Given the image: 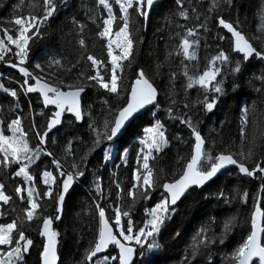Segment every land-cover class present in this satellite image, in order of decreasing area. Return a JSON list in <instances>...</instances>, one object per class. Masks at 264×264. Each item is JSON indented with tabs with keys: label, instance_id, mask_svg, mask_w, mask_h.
Returning a JSON list of instances; mask_svg holds the SVG:
<instances>
[{
	"label": "snow or ice",
	"instance_id": "obj_1",
	"mask_svg": "<svg viewBox=\"0 0 264 264\" xmlns=\"http://www.w3.org/2000/svg\"><path fill=\"white\" fill-rule=\"evenodd\" d=\"M158 2L95 0L86 17L98 29L96 36L106 42L107 62L92 54H87L86 58L81 54L63 74L46 71L40 63L34 65L38 71H29L25 65L30 55V44L35 43L34 37L43 35L48 22L61 7L68 5L69 0H31L26 16L16 14L9 21L15 26L14 34H10L8 27H0L3 32V37H0V61L12 53L17 62L10 66L18 68L24 78L21 91L25 96L38 94L36 103L42 104L40 111L35 112L29 100L28 112L25 113L18 91L0 84V89L12 98L13 104L7 110L11 115H0V170L12 178L15 196L21 205H26L18 211L13 195L6 194V185L0 183V217L15 216L11 222H0V264H26V256L34 247V239L30 235L33 230L43 238L40 264H57L60 232L54 224L62 220L66 198L77 182L88 178V157L99 149L104 166L119 159L127 167L129 149L121 138L143 111H148L154 122H149L150 126L143 129V135L137 141L139 148L135 153L136 167L132 171L131 188L126 191L120 181L112 179L106 191L103 177L98 172L91 173L92 201L98 220L94 237L79 264H160L165 245L159 241L168 224L179 215L180 204L197 191L203 196L215 183L214 178L228 171L230 166L245 177L259 180V191L264 193V129L249 138L246 132L250 123L249 107L244 105L241 109L239 145L222 139L219 143L217 139L209 140L201 134L197 113L181 110V105L183 110L201 105L203 112L211 113L220 97L227 94V79L231 78L233 90L240 89L244 65L253 60L264 65V26L260 35L249 37L244 33L241 27L243 21L238 17L226 19L223 13L225 9L232 8L233 0H208L204 11L199 9L204 6L205 0H196L195 4L192 0H174L176 8L170 13L166 43L173 39L178 43L166 52L163 61L157 63L152 76L140 68L134 80L130 84L125 83L124 73L126 68L132 67L140 33L146 30L151 12ZM113 4L118 5L119 15L114 12ZM23 6L24 0H20V7ZM0 7H3L2 2ZM261 20L264 21V12ZM189 21H193V26H188ZM71 24L79 36V47L86 51L84 32L87 25L75 18ZM213 29H223L231 34L227 38L229 48L217 45L214 54L207 60L206 68L200 73L198 50L202 39L206 49L211 47L207 38ZM215 39L224 41L226 36L217 31ZM173 55L182 57V71L178 74L169 64L168 88H160L154 76L162 74L161 69ZM52 65L63 67L61 61L55 59L49 62L48 67ZM72 69H77L75 75ZM178 75L187 81L182 86L183 96L180 99H177L180 94L175 87ZM256 80H259L260 86L255 87V92L264 97V72L254 76L249 83L254 86ZM193 88L202 92L190 101L188 90ZM89 90H93L100 102L99 116L95 114L93 104L89 103ZM101 90L103 96L100 95ZM161 93L169 101L163 106L167 118L178 119L190 129L194 138L190 156L180 158L178 173L171 178H165L150 164L170 144L165 123L158 116L162 108ZM37 116L44 120L38 122ZM260 120L264 121V112L260 113ZM80 123H87L89 131L88 140L81 141L86 144L85 152L74 150L71 140L60 153L48 150L46 146L50 139L51 143H56L49 136L54 129L59 131L58 126ZM31 139L36 140L34 147L30 146ZM41 156L50 157L52 167L45 166L42 173L30 171L33 165L39 169L37 161ZM115 166L120 167L119 164ZM15 178H21L22 184L17 183ZM41 182L44 185L42 190L36 186ZM111 185L117 189L115 199L118 203L113 209L114 216L109 215L106 209L112 196ZM161 189L159 202L146 210L142 226H137L133 218L135 205L141 200L152 199L153 194ZM125 194L132 198L130 203L125 202ZM237 197L239 203L246 204L249 192L245 190L242 195L237 193L231 197L223 189L216 192L217 200L226 205H231ZM253 199L250 232L242 235L230 253L222 252L217 246H226L228 236L237 227L235 215L225 220L218 234L211 226H202L195 232L190 238V247L185 249L183 264H216L214 257L217 254H220V264H264V206L261 199ZM42 200L52 205L53 214H45ZM174 235L178 238L181 233L176 231Z\"/></svg>",
	"mask_w": 264,
	"mask_h": 264
},
{
	"label": "trees",
	"instance_id": "obj_2",
	"mask_svg": "<svg viewBox=\"0 0 264 264\" xmlns=\"http://www.w3.org/2000/svg\"><path fill=\"white\" fill-rule=\"evenodd\" d=\"M0 2L3 3V7H0V27H8L10 29V34H14L15 26L10 24L9 21L13 20L16 14L26 16L28 13V5L31 0H24L23 7H20V0H0ZM192 2L195 4L196 0H192ZM207 2L208 0H205L204 6L199 9L200 11H204ZM94 5L95 0H69L66 7H61L56 15L48 22V26L43 30V35L39 38L34 37L35 43L30 44V55L25 67H28L29 71H38L34 69V65L40 63L46 68V71L63 74L65 69L69 68L71 64L75 63L77 59L80 58L81 54H83L85 58L87 54H92L97 58H103L105 62H107L106 42L100 40L96 36L98 29L86 17L88 9L94 7ZM175 8L176 4L174 0H166L154 8L146 30L140 33V43L135 46V59L132 61V67L126 68L125 70V83L130 84L140 68H143L146 73L152 76L157 63L163 61L166 52L178 43L176 39L166 43V38L170 31V13ZM114 9L116 14L119 15L118 5L114 4ZM262 12H264V0H233L232 8L230 10L225 9L223 14L228 20L238 17L243 21L241 27L244 33L249 37H253L260 35V29L264 26V21L261 20ZM73 18L87 25L84 32L87 45L86 51L81 49L78 45L79 36L76 34L71 24ZM187 23L188 26H193V21ZM217 31H219V34L226 36L224 41L215 39ZM0 32L3 33L2 31ZM230 35L231 34L227 33L226 30L213 29V32L207 38V42L211 47L207 49L204 47V40L202 39L200 51L198 53L200 73L206 68L207 60L210 59L211 54H214L217 45L223 49L229 48V41L227 38L230 37ZM53 59L61 61L63 67L52 65V67L49 68L48 64ZM181 59L182 57L173 55L170 61L165 63L161 69L162 74L154 76L155 83L160 88H168L169 64L172 70L176 71L178 74L181 73ZM16 61V58L13 57L12 59L7 58L2 62L1 66L5 65V67L0 71L4 75L0 78V84L18 82L17 91L20 97V104L25 111L27 110V106L24 101L27 99V96L23 94L20 87L24 78L21 73L17 72L18 70L16 71L10 66L11 63H15ZM87 63L90 64V62ZM262 72H264V65H261L259 61L253 60L245 64L243 74L240 78L241 88L233 90L231 78L227 79L225 81L227 94L220 97L216 108L211 113L203 112L201 110V105H196L191 110H183L181 105V110L182 112L190 111V114L192 112L197 113L196 118L200 121L199 128L201 134L209 140L217 139L219 143L222 139L223 141H231L239 145L241 109L244 105H247L249 109L251 105L255 108L254 111L250 113V123L246 130L249 138L252 134L258 135L259 132L264 129V121L260 120V113L264 112V97H261L255 92V87H259L260 82L256 80L254 86L249 83L254 76L258 77ZM76 73L77 69H72V74L75 75ZM90 74L94 73L90 72ZM217 79L219 80L220 77ZM186 82V79L182 75H178L175 87L180 95L177 99L183 96L182 86L185 85ZM30 83H34V81H30ZM200 92H202V90L198 88L189 89V100H195ZM0 93V97L4 98L5 95L1 89ZM95 95L93 90H89V99ZM37 96L38 94H30L28 100L37 104ZM5 98V104H8V107H12L11 100L7 97ZM200 98L202 99L203 97L201 96ZM160 99L162 101V108L158 116L161 121L165 123L167 128L166 134L169 137L170 144L164 152L157 155L155 161H150V164L153 165L156 170H159L165 178H171L173 174L178 173V161H180V158H188L190 156L191 145L194 143V138L191 136L190 129L186 125L181 124L178 119L173 121L167 118L163 111V106L169 103V101L165 98L163 93H161ZM222 100H225L224 102L227 103L224 105ZM37 106L35 112L40 111L42 104H38ZM100 107L101 105L95 111L97 116H99ZM25 113L27 112L25 111ZM224 113L228 115V119L224 117L227 116ZM36 118L38 122L44 120L43 117L37 116ZM221 118L227 122L224 123ZM85 119L87 120V117H85ZM150 121H153V117L147 112L139 116L128 128V132L131 130L129 133L127 132V137L130 141L124 144L125 147L129 149L127 167H125L123 163L120 164V160L117 159L115 163H113L112 169H107L103 166L102 153L99 149L88 157V178L83 180V182H77L74 190L71 191L66 198L62 220L56 221L54 224V228L60 232L58 243V254L61 258L60 264H79L83 258L85 249L89 246V242L94 237L98 214L95 212L94 203L92 201L91 181L93 177L91 173L98 172L103 177V184L106 191L109 189L112 179L120 181L126 191L130 189L132 184V171L136 167L135 153L139 148L138 142H131L134 139L138 140L140 136L143 135V129L150 126ZM25 123H27V121H25ZM222 123L225 124L223 128ZM81 125L82 127L72 140V146H82V148L76 150L78 153L86 151V144L81 141H87L89 135L87 123H81ZM67 126L68 124H64L59 130L63 131ZM131 132H133V134ZM217 134H219V136H217ZM122 142L124 143V137L122 138ZM116 164H119L120 167L117 168L115 166ZM259 185V180L245 177L241 175L237 169H232L231 171L221 174L215 180V183L212 184L211 188H208L204 192L203 196L197 191V193H194L188 200H185L184 203L179 206V215L174 218L173 222L168 224L167 228L163 231L162 239L159 241L165 245V250H163L160 257V264H174L175 262L173 261H176V264H183L185 249L186 247H190L189 241L195 232L202 226H211L218 234L222 231L225 220L235 215L237 227L239 226L237 233L234 234V232H232L228 236L226 246H217L222 249V252L230 253L232 248L241 240L242 235L246 236L250 232V218L254 209L253 198L259 199V197H261L262 206H264V193L259 191ZM218 189H223L225 194L229 197L236 196L237 193L242 195V192L246 190L249 192L248 201L246 204L239 203L237 197L231 205H226L222 201L217 200L216 192ZM116 191L117 189L115 186L111 185L112 196L106 204L107 213L112 216H114L113 209L118 203L115 199ZM160 192H162V189L155 192L152 199L147 201L141 200L135 205L133 218L137 226H142V221L146 218V210L159 202ZM13 194L14 192L12 195ZM124 200L126 203H130L132 198L125 194ZM41 204L45 214H53L52 205L50 203L47 202L46 204L48 209L44 208L43 201H41ZM121 206L123 207V205ZM210 222H212L211 225ZM176 231L181 233L178 238L174 235ZM32 234H35V236H31L34 239V247L26 256V264H40L39 254L42 251L41 241L43 238H41L35 230L30 232V235ZM214 259L216 264H220V254H217Z\"/></svg>",
	"mask_w": 264,
	"mask_h": 264
},
{
	"label": "rangeland",
	"instance_id": "obj_3",
	"mask_svg": "<svg viewBox=\"0 0 264 264\" xmlns=\"http://www.w3.org/2000/svg\"><path fill=\"white\" fill-rule=\"evenodd\" d=\"M114 9V7H113ZM115 12V10H114ZM116 13V12H115ZM114 31H115V26H114ZM0 37H3V33L0 32ZM200 49L198 50V53H199ZM14 56L12 55V53H9L8 56L5 57V59L7 58H13ZM3 61H0V66L2 64ZM17 62V61H16ZM15 62V63H16ZM1 70V68H0ZM4 76L1 72H0V78ZM10 83V84H9ZM9 83H5V86L6 88H9L10 90L11 89H16L17 90V85L18 82H9ZM21 84V83H20ZM21 87V86H20ZM2 90V89H1ZM3 91V90H2ZM94 93V92H93ZM3 94L5 95V97L9 98L11 100V106L13 107V104H12V98L10 96H8L6 93L3 92ZM1 95V93H0ZM101 96H103V93H102V90H101V93H100ZM2 98L0 97V115H11V113H9L7 110L9 109V107L7 106L8 104H5L6 103V98ZM248 99V98H247ZM223 101V104L225 105L227 102H224L225 100H222ZM25 105L27 106V112H28V103H29V100L28 99H25ZM247 102V100H246ZM89 103H92L93 104V109H94V112L99 108L100 106V102L99 100L97 99V96L95 95L94 97H92L91 99H89ZM229 103V102H228ZM221 104V103H220ZM231 104V103H230ZM21 105V104H20ZM38 104H34L33 101H32V107H33V110H34V106L35 107H38L37 106ZM254 106L251 105V108H250V113L254 111ZM155 109H153L154 111ZM225 114V113H224ZM219 115H220V112H219ZM227 115V114H225ZM87 117V116H86ZM228 119V115L227 116H224ZM222 119V118H221ZM222 121L225 123L227 121H225L224 119H222ZM224 123H222V128L224 127ZM82 127L81 123L80 124H76V125H68L67 128L65 130H59V131H56L52 134H50V138H53L55 139L56 143L53 144L51 143V139L48 143V145L46 146L48 148V150L50 151H54V152H57V153H60L62 152V149L67 145V142L69 140H73L74 137L76 136V134L79 132L80 128ZM131 131V130H130ZM129 131V132H130ZM128 132V131H127ZM125 133L124 134V144L130 140H128V137H127V134L129 133ZM133 134V132H131ZM130 133V134H131ZM122 137V138H123ZM122 138H121V141H122ZM131 143H137V140L134 139L132 140ZM36 144V140L35 139H31L30 140V146L34 147ZM80 148H82V146H75L73 145V149L74 150H79ZM51 161V158L50 157H47V156H41V159L40 161H37V164L39 165V169H37V166L36 165H33L32 168L30 169V171H33V172H38V173H42V171L45 169V166L51 168L52 165L50 163ZM119 163L121 164L122 161H119ZM104 166V164H103ZM112 166H113V162H109L106 166L107 169H112ZM11 171V170H9ZM16 179V182L17 183H21L22 184V181H21V178H15ZM0 183H4L6 185V194H9V195H12V193L14 192V187H15V184L13 183V180L12 178L6 176L3 172V170H0ZM37 188L38 189H43L44 188V185L41 183H38L37 184ZM13 197H14V202L17 206V210H19L20 208L22 207H25L26 205H21L19 203V198L15 196V193L13 194ZM43 201V200H42ZM44 202V208L46 209L47 208V202L46 201H43ZM7 207V206H5ZM48 209V208H47ZM15 216L10 214L6 217H0V222H11L12 219H14ZM124 218H122V221H123ZM239 229V226L236 227L232 232H234V234L237 233V230ZM31 236H35V234H32ZM233 236V234H232ZM37 243V242H35ZM171 250V248H170ZM174 260V259H173ZM169 262H172V261H169ZM175 262L174 264H176L177 262L176 261H173Z\"/></svg>",
	"mask_w": 264,
	"mask_h": 264
},
{
	"label": "water",
	"instance_id": "obj_4",
	"mask_svg": "<svg viewBox=\"0 0 264 264\" xmlns=\"http://www.w3.org/2000/svg\"><path fill=\"white\" fill-rule=\"evenodd\" d=\"M163 1H164V0H159L158 4H159V3H162ZM154 7H155V6H154ZM151 13H152V12H151ZM146 112H147V111H143L139 116L143 115V114L146 113ZM139 116H138V117H139ZM135 120H136V119H135ZM135 120H134V121H135ZM134 121H133V122H134ZM133 122H132V123H133ZM132 123H131V124H132ZM131 124H130V125H131ZM130 125H129V127H130ZM58 127H60V126H58ZM55 131H56V130L54 129L53 132H55ZM125 133H126V132H125ZM234 168H235L234 166H230V168H229L228 171H230V170H232V169H234ZM224 172H226V171H224ZM224 172H223V173H224ZM220 175H221V174H218V176H220ZM241 175H242V174H241ZM214 179H217V178H214ZM57 264H60V259H58Z\"/></svg>",
	"mask_w": 264,
	"mask_h": 264
},
{
	"label": "flooded vegetation",
	"instance_id": "obj_5",
	"mask_svg": "<svg viewBox=\"0 0 264 264\" xmlns=\"http://www.w3.org/2000/svg\"><path fill=\"white\" fill-rule=\"evenodd\" d=\"M3 67H5V65H2V68H3ZM14 69H15L16 71L18 70V68H14ZM3 72H4V71H3ZM17 72H19V71H17ZM2 84H3L4 87H6L4 83H2ZM28 95H30V94H28ZM35 108H36V107H34V111H35ZM260 198H261V197H260Z\"/></svg>",
	"mask_w": 264,
	"mask_h": 264
},
{
	"label": "bare ground",
	"instance_id": "obj_6",
	"mask_svg": "<svg viewBox=\"0 0 264 264\" xmlns=\"http://www.w3.org/2000/svg\"><path fill=\"white\" fill-rule=\"evenodd\" d=\"M201 109V108H200ZM219 177V176H218ZM259 199H261L260 197H259ZM262 203V202H261ZM254 210V209H253ZM170 255V254H169Z\"/></svg>",
	"mask_w": 264,
	"mask_h": 264
}]
</instances>
